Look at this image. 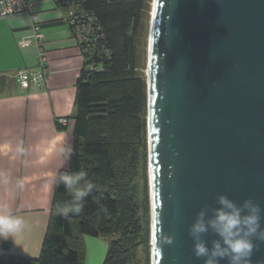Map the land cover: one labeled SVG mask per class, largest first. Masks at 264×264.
Instances as JSON below:
<instances>
[{
  "label": "water",
  "instance_id": "1",
  "mask_svg": "<svg viewBox=\"0 0 264 264\" xmlns=\"http://www.w3.org/2000/svg\"><path fill=\"white\" fill-rule=\"evenodd\" d=\"M146 75L151 264H203L188 234L202 207L264 210V0H153Z\"/></svg>",
  "mask_w": 264,
  "mask_h": 264
},
{
  "label": "trees",
  "instance_id": "2",
  "mask_svg": "<svg viewBox=\"0 0 264 264\" xmlns=\"http://www.w3.org/2000/svg\"><path fill=\"white\" fill-rule=\"evenodd\" d=\"M97 19L98 54L77 83L74 149L70 168L95 185L80 213L63 214L69 188L58 198L37 264H83L84 237L109 241L104 264H134L145 244L150 264L151 204L148 191V59L153 0H53ZM103 52V54H102ZM96 64L101 71L90 70ZM59 174V175H60ZM144 181L141 189L140 181ZM34 261L0 256V264Z\"/></svg>",
  "mask_w": 264,
  "mask_h": 264
},
{
  "label": "crops",
  "instance_id": "3",
  "mask_svg": "<svg viewBox=\"0 0 264 264\" xmlns=\"http://www.w3.org/2000/svg\"><path fill=\"white\" fill-rule=\"evenodd\" d=\"M34 1L50 72L41 87L22 88L14 78L21 70L39 69L30 16L0 19V232L5 223L14 226L6 239L0 237V256L37 264L56 207L57 178L70 168L83 60L66 22L70 9L53 0ZM59 118L68 125L59 126ZM84 243L83 264H92L89 248L108 252L109 243L99 239L85 236Z\"/></svg>",
  "mask_w": 264,
  "mask_h": 264
},
{
  "label": "clouds",
  "instance_id": "4",
  "mask_svg": "<svg viewBox=\"0 0 264 264\" xmlns=\"http://www.w3.org/2000/svg\"><path fill=\"white\" fill-rule=\"evenodd\" d=\"M58 184L66 189L72 188L70 201L63 214L80 213L95 185L87 180L84 171L78 174L61 173ZM217 207H202L188 228V234L193 241V254L202 259L203 264H251V257L256 247V241H264V227L261 225L262 212L260 205L251 199H245L238 204L225 194L216 198ZM18 224V222H17ZM14 231V226L5 223L0 237L7 238ZM209 231L216 235L211 241V247L203 238ZM172 237L165 236L162 242L172 243Z\"/></svg>",
  "mask_w": 264,
  "mask_h": 264
},
{
  "label": "built area",
  "instance_id": "5",
  "mask_svg": "<svg viewBox=\"0 0 264 264\" xmlns=\"http://www.w3.org/2000/svg\"><path fill=\"white\" fill-rule=\"evenodd\" d=\"M37 4L34 0H0V19H10L23 14H28L32 20V27L38 45L39 69L37 71L21 70L15 74L14 78L22 88L32 85L41 87L50 76L48 70V53L44 48V36L41 34V24L36 13ZM70 26L73 36L80 49L83 66L86 68L90 58L98 54L97 45L101 36V28L95 17L83 12H75L70 10L66 19ZM29 41H22L20 44H28ZM97 47V48H96ZM103 54V52H102ZM90 70L99 72L100 67L96 64H90ZM59 126L68 125L67 118H59L56 120Z\"/></svg>",
  "mask_w": 264,
  "mask_h": 264
},
{
  "label": "rangeland",
  "instance_id": "6",
  "mask_svg": "<svg viewBox=\"0 0 264 264\" xmlns=\"http://www.w3.org/2000/svg\"><path fill=\"white\" fill-rule=\"evenodd\" d=\"M148 55V53H147ZM147 65H148V59H147ZM147 70V66H146ZM146 70L144 71L146 76ZM147 182H148V191H149V198H150V180H149V166H148V173H147ZM141 189L144 188V181H140ZM73 191L72 188L69 190V194L71 195V192ZM151 203V202H150ZM150 237H151V226H150ZM94 238V237H92ZM95 240L99 239L100 242L105 243V245L109 243L108 240L104 238H94ZM107 253V250L105 251ZM104 251L101 250L99 246L94 247L93 249L89 248L88 255L93 258L92 264H104L105 261V254ZM147 248L145 247V244L139 247L138 251L136 252L134 264H147ZM92 253V254H91ZM150 264H151V239H150Z\"/></svg>",
  "mask_w": 264,
  "mask_h": 264
},
{
  "label": "bare ground",
  "instance_id": "7",
  "mask_svg": "<svg viewBox=\"0 0 264 264\" xmlns=\"http://www.w3.org/2000/svg\"><path fill=\"white\" fill-rule=\"evenodd\" d=\"M146 73H147V70H146ZM146 78H147V75H146Z\"/></svg>",
  "mask_w": 264,
  "mask_h": 264
}]
</instances>
